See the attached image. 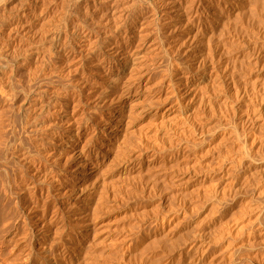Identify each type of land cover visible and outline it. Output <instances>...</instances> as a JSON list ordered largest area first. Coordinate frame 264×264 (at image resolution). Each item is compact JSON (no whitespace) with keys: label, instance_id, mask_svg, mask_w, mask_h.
Returning <instances> with one entry per match:
<instances>
[{"label":"rangeland","instance_id":"obj_1","mask_svg":"<svg viewBox=\"0 0 264 264\" xmlns=\"http://www.w3.org/2000/svg\"><path fill=\"white\" fill-rule=\"evenodd\" d=\"M131 1L135 0H0V162L7 163V167L9 166L7 171L10 170L9 173L7 172L9 177L11 175L12 178H16L18 183L21 180L26 183L30 182V178L34 176L41 178L55 161H59L60 164L64 161L67 167L64 164L60 165L61 168L57 167L60 171L58 169L56 173L65 175L71 172L69 170L72 164L65 160H74L70 159V153L76 146L75 142L83 144L86 141L85 149L95 148L88 156L98 163L99 168L97 169L100 171L97 174L98 178L102 180L105 177L107 180H112L115 177L114 184L118 185L116 190L118 189L119 195L113 198L115 184L114 190L109 188L108 194L111 198L107 195V198L109 197L107 202L110 200L108 203L117 204L120 201L119 207L125 204L128 207L126 208V216H128L126 227H128L125 233V246L127 245L128 251L126 256L130 254L131 256L127 257L130 260L125 258L127 260L125 264H264V193L260 192L261 195L259 193L258 197V194L250 187L242 190L243 193L239 189H237L239 193L234 189L237 188L238 182H242L245 170L251 169L249 161L260 162L264 159V132L261 133L264 131L262 130L264 128V97H260L264 96V62H261L264 61V15H261L264 14V0H198V4L196 3L191 12L184 11L181 22L183 25L173 32L172 37L182 39L191 25L192 29L199 31V35L204 34L201 37L197 34L196 39L204 47L206 46L204 48L206 54L204 53L203 59L199 62L200 68H197V72L204 73L201 72L203 77L199 82L201 87L196 89V91L199 89L198 93L192 91L190 97H187L188 100L182 96L169 97L173 89L168 82L176 81L189 62L186 52H183L182 48L172 41L170 36H167L168 33H164L165 13L163 12L165 8L163 2L165 0H139L142 1L143 9L138 5L135 11H141L143 32L152 35L150 39L155 38V53L147 66L151 74L150 84L154 83L151 87L160 99L165 96L170 99L168 98L165 101L166 104L164 103L159 108L157 118L152 119L149 116L142 118L139 114H134L129 119L128 122L131 125L127 123L126 131L129 132L125 133L129 134V137L125 138L129 149L121 144L117 147V152H114L115 149L103 144L102 148H107L109 153L102 155L101 148L97 146L100 142L102 143L101 136L107 140L106 131L103 128L106 127L108 110L98 102V98L106 84L100 82L98 77L92 78V86L98 89L94 90L92 98H98L97 103L94 102L95 104L91 105L90 102L89 104V96L84 92L88 86L82 85L78 80L82 78V70L77 68L79 63L75 61V56L80 54L79 48L85 43L87 46L85 45L82 54L88 56L89 59H96L99 70L108 69L106 63H100L101 57L114 36V20L117 24L122 23L118 31L120 37L117 38L120 42L125 41L123 24L127 21L131 22L132 15L136 13L134 11L130 12L131 14L129 11L127 13L123 6ZM209 2L211 5L208 4ZM251 2L256 4H251ZM135 24L138 25V22ZM221 24L223 25L220 27ZM211 32L215 34V38L212 37ZM209 34L211 35L210 42L207 41ZM216 35H220V40ZM258 46L262 50H259ZM201 62L207 64L202 63L201 66ZM212 64L214 68L216 67L215 69ZM204 81L211 82L205 83ZM143 82H146V78ZM169 101L176 103L174 111L166 110ZM98 104L101 105L97 106ZM177 107L185 110L183 115L176 111ZM174 115H177V118ZM216 115L220 118L218 119ZM66 119H72V121L76 119L77 126L74 123L73 129L76 131H74V136L78 137L77 141L75 137H69L62 130L65 128L64 122L67 123ZM180 124L185 125L180 126ZM209 130L212 132L209 133ZM131 136H135V139ZM184 138L186 140H182ZM249 141L253 144L251 145ZM124 147L130 151L133 149L137 153L142 151L141 160H128L129 163L126 160V163L124 158L128 150L126 151ZM96 151H98L97 155H95ZM113 153H116V156ZM150 156L155 159L148 161ZM197 156L199 158L202 156V158L199 159ZM208 167H211L210 170ZM23 169L27 172L26 174ZM63 169L69 170L64 171ZM22 174L25 179L22 178ZM263 176L264 174L261 173V178L259 176L260 179L258 178L257 182L262 183ZM231 179L233 181H230V184H224L225 181ZM223 185L224 188H222ZM229 185H233L234 190L228 188ZM216 188L218 191L214 195L213 191ZM244 198L247 200L251 198L252 201L251 199L249 201L252 203L249 201L243 203ZM245 205L250 206L249 209L252 211L247 207L242 210ZM254 205L255 207L260 206L261 209L255 208ZM248 219L254 221L251 222ZM187 221H192L194 224L185 228L184 224ZM201 229H204L210 245L198 261L191 256L193 253L191 245L196 232ZM236 230L241 231L240 233L237 231L240 235ZM232 231L236 234L233 235ZM236 235L237 237H234ZM9 257V242L0 234V264H14L10 262Z\"/></svg>","mask_w":264,"mask_h":264},{"label":"bare ground","instance_id":"obj_2","mask_svg":"<svg viewBox=\"0 0 264 264\" xmlns=\"http://www.w3.org/2000/svg\"><path fill=\"white\" fill-rule=\"evenodd\" d=\"M198 0H165L163 2V6L165 8V17H164V33L167 36H170L172 41H175L178 46H180L183 52H186L188 55L187 61L189 64L184 68L180 74L181 76L176 78L174 82H168V85L172 86L173 93L169 96H182L187 99L189 95H191L192 91H196V89L201 85H199L200 80H202V73L197 72V68H200V60L203 59L204 55V47L202 43H200L196 38L197 30L192 29L191 25L188 27L186 34L182 39L172 37L173 32L176 29L182 27V21L184 16V11L189 10L191 12L192 8L196 5ZM243 3V2H242ZM198 4V3H197ZM210 4V2L208 3ZM251 4H254L251 2ZM250 4V5H251ZM256 4V3H255ZM254 4V5H255ZM259 4V3H258ZM140 5L139 8L143 9L142 1H131V3L125 4L123 9L125 11H129V13H136L132 15L131 22L127 21L123 24L125 28V37L123 42H120L117 37H120V22L116 23L114 20V36L111 38V42L107 45L106 52L101 57L100 63H106L108 65V69L99 70L97 66L98 61L96 59H89L88 56L82 54L85 50V43L81 44L79 48L78 56H75V61L79 66L77 68H81V77L78 78L79 82L82 85H87V90L85 88L84 92L89 96V104L96 102L98 98H92L94 93V87L92 86V78L98 77L99 81L106 84V87L102 88L100 91V96L98 98V102L102 103L105 107L104 109L108 110L107 115V123L106 127L103 128L106 131L105 135H107V140L100 137V144H98L97 148H101L102 155L108 154L107 148H102L103 144L109 146V148L115 149L114 152H117V147L121 144L123 146L126 145L125 138L129 137V134H125L127 123L131 125L129 119L134 116V114H139L140 117H150L152 119L157 118V112L159 108L168 100L169 97L165 96L160 99L158 95H155L153 91L154 89L151 87L153 84H150L151 74L148 69V64L150 59L153 57L155 53V38L150 39L152 35H148V33L143 32V17L141 15V11H135V7ZM211 5V4H210ZM249 5V6H250ZM142 6V7H141ZM247 6V8L249 7ZM253 6V5H251ZM217 7V6H216ZM229 7V6H228ZM208 8V7H207ZM214 8V7H213ZM254 8V7H253ZM262 8V7H261ZM212 9V8H211ZM219 9V8H218ZM258 9V8H257ZM259 6V11H260ZM218 11V10H217ZM240 11V10H239ZM238 11V12H239ZM256 11V10H255ZM237 12V13H238ZM241 12V11H240ZM250 12V11H249ZM130 13V14H131ZM220 13V12H219ZM255 13V12H254ZM251 15V14H250ZM257 15V14H256ZM255 15V16H256ZM264 15V14H261ZM163 16V14H162ZM217 16V15H216ZM248 17V16H247ZM222 18V17H221ZM245 18V17H244ZM251 18V17H250ZM257 18V17H256ZM116 19V18H115ZM118 20V19H117ZM262 20V19H261ZM138 22V25L135 24ZM223 22V21H222ZM251 22V21H250ZM201 23V22H200ZM257 23V22H256ZM255 24V23H254ZM215 25V24H214ZM223 24L220 25V27ZM205 28V27H204ZM185 30V29H184ZM209 31V30H208ZM207 31V32H208ZM212 31V30H211ZM222 31V30H221ZM264 31V30H263ZM206 32V33H207ZM203 33V32H202ZM213 35V32H211ZM221 33V32H220ZM201 34V33H200ZM199 35V34H198ZM202 35V34H201ZM201 35H199L201 37ZM204 35V34H203ZM202 35V36H203ZM211 35L209 34L207 37V41L211 39ZM215 35V34H214ZM214 35L212 37H214ZM217 36V35H216ZM218 35V40L219 39ZM206 37V36H205ZM123 38V37H122ZM215 38V37H214ZM213 38V39H214ZM84 40V39H83ZM201 40V39H200ZM215 40V39H214ZM222 40V39H221ZM206 41V42H207ZM205 42V41H204ZM210 42V41H209ZM228 42V41H227ZM214 43V42H213ZM216 43V42H215ZM222 43V42H221ZM225 43V42H224ZM259 43V42H258ZM206 44V43H205ZM208 44V43H207ZM218 44V41H217ZM216 45V44H215ZM219 45V44H218ZM241 45V44H240ZM257 45V44H256ZM255 45V46H256ZM263 45V44H262ZM87 46V45H86ZM209 46V44H208ZM237 46V45H236ZM243 46V45H242ZM254 46V48H255ZM211 47V45L209 46ZM208 47V48H209ZM219 47V46H217ZM223 47V46H222ZM221 47V48H222ZM245 47V46H244ZM250 47V46H249ZM259 47V46H258ZM264 47V45H263ZM262 47V48H263ZM186 48V49H185ZM212 48V47H211ZM210 48V49H211ZM228 48V47H227ZM240 48V47H239ZM251 49V48H250ZM261 48L259 47V50ZM207 50V49H206ZM212 50V49H211ZM210 50V51H211ZM224 50V49H223ZM229 50V49H226ZM239 50V49H238ZM262 50V49H261ZM264 50V48H263ZM225 51V50H224ZM223 51V52H224ZM251 51V50H250ZM209 52V49H208ZM222 52V51H221ZM211 53V52H210ZM216 53V52H215ZM218 53V52H217ZM206 54V53H205ZM208 54V53H207ZM221 54V53H220ZM226 54V53H225ZM224 54V55H225ZM243 54V53H242ZM246 54V53H244ZM210 55V54H209ZM223 55V54H222ZM249 55V54H248ZM262 55V54H261ZM208 56V55H206ZM252 56V54H251ZM213 57V56H212ZM211 57V58H212ZM220 57V56H218ZM222 57V56H221ZM224 57V56H223ZM220 59V58H218ZM226 59V58H225ZM242 60V58H239ZM210 60V59H208ZM216 60V59H215ZM239 60V61H240ZM203 61V60H202ZM206 61V60H204ZM243 61V60H242ZM255 61V60H254ZM264 62V61H261ZM93 63V64H92ZM201 62V66H202ZM206 63V62H205ZM203 63V65L205 64ZM210 63V62H208ZM239 63V62H238ZM243 63V62H242ZM255 63V62H254ZM207 64V63H206ZM215 64V63H214ZM212 64V67L213 65ZM226 64V63H225ZM249 64V63H248ZM253 64V63H252ZM257 64V62H256ZM240 66V64H238ZM237 65V66H238ZM254 65V64H253ZM258 65V64H257ZM261 65V64H260ZM264 65V64H263ZM251 66V65H250ZM262 66V65H261ZM225 67V66H224ZM242 67V66H241ZM245 67V66H243ZM252 67V66H251ZM86 68V70L84 69ZM214 68V67H213ZM212 68V70H213ZM216 68V67H215ZM214 68V69H215ZM239 68V67H238ZM254 69V68H253ZM252 69V71H253ZM256 69V68H255ZM260 69V67H259ZM211 70V71H212ZM219 70V69H218ZM241 70V69H240ZM251 71V69H249ZM206 71V70H205ZM214 71V70H213ZM225 71V70H223ZM249 71V72H250ZM196 72V73H195ZM248 72V70H247ZM246 72V73H247ZM219 73V72H218ZM245 73V74H246ZM204 74V73H203ZM207 74V73H206ZM227 74V73H226ZM231 74V73H230ZM207 76V75H206ZM217 76V73H216ZM215 76V78H216ZM230 76V75H229ZM245 76V75H244ZM214 77V76H213ZM236 77V76H235ZM146 78V82H143V79ZM231 78V77H230ZM239 78V77H238ZM263 78V76H262ZM206 79V78H205ZM232 79V78H231ZM259 79V78H258ZM256 79V80H258ZM261 79V78H260ZM259 79V80H260ZM208 80V79H207ZM237 80V78H236ZM255 80V81H256ZM258 80V81H259ZM232 81V80H231ZM238 81V80H237ZM205 82V81H204ZM211 82V81H206ZM205 82V83H206ZM234 82V81H233ZM252 82H254L252 80ZM257 82V81H256ZM79 83V84H80ZM224 83V82H223ZM69 84V83H68ZM222 84V83H221ZM76 85V84H75ZM213 85V84H212ZM215 85V84H214ZM224 85V84H223ZM232 85V83H231ZM237 85V84H236ZM242 85V84H241ZM244 85V84H243ZM263 85V83H262ZM261 85V86H262ZM71 86V85H70ZM78 86V85H77ZM251 86V85H250ZM253 86V85H252ZM76 87V86H75ZM85 87V86H84ZM154 87V86H153ZM227 87V86H226ZM229 87V86H228ZM234 87V86H233ZM242 87V86H241ZM240 87V88H241ZM245 87V85H244ZM263 87V86H262ZM71 88V87H70ZM207 88V87H206ZM210 88V87H209ZM230 88V87H229ZM249 88V87H248ZM74 89V88H73ZM101 89V88H100ZM221 89V88H220ZM239 89V88H238ZM245 89V88H244ZM247 89V88H246ZM98 90V89H97ZM96 90V91H97ZM207 90V89H206ZM222 90V89H221ZM248 90V89H247ZM263 91V88L261 89ZM95 91V92H96ZM201 91V90H200ZM213 91V88H212ZM211 91V92H212ZM216 91V90H215ZM223 91V90H222ZM238 90H236L237 92ZM259 91V89H258ZM197 93L199 92L196 91ZM234 92V93H236ZM245 92V91H244ZM249 92V91H248ZM252 92V91H251ZM210 93V92H209ZM223 93V92H222ZM255 93V92H254ZM253 93V94H254ZM80 94V93H79ZM84 94V95H86ZM97 94V92H96ZM194 94V93H193ZM192 94V95H193ZM196 94V93H195ZM207 94V93H206ZM214 94V93H213ZM237 94V93H236ZM245 94V93H244ZM264 94V93H263ZM212 95V93H211ZM255 95V94H254ZM258 95V94H257ZM262 95V93H261ZM204 97V95H201ZM235 96V95H234ZM241 96V94H240ZM259 96V95H258ZM95 97V96H94ZM190 97V96H189ZM242 97V96H241ZM264 97V96H260ZM196 98V97H195ZM224 98V97H223ZM229 98V97H228ZM234 98V97H233ZM252 98V97H250ZM261 98V99H262ZM87 99V98H86ZM85 99V101H87ZM170 99V98H169ZM181 99V98H180ZM198 99V98H197ZM238 99V98H237ZM247 99V98H246ZM255 99V98H254ZM188 100V99H187ZM206 100V99H205ZM251 100V99H250ZM260 100V99H259ZM68 101V100H67ZM83 101V100H82ZM84 103L86 104V102ZM208 101V100H207ZM214 101V100H213ZM236 101V100H235ZM81 102V101H80ZM256 102V100H255ZM97 103V102H96ZM185 103V102H184ZM195 103V102H194ZM199 103V101H198ZM201 103V102H200ZM203 103V102H202ZM211 103V102H210ZM213 103V102H212ZM218 103V102H217ZM224 103V102H223ZM222 103V104H223ZM231 103V102H230ZM251 103V102H250ZM95 104V103H94ZM166 104V103H165ZM176 103L168 102L166 106V110L174 111ZM214 104V103H213ZM233 104V103H232ZM248 104V102H247ZM254 104V103H253ZM98 104L97 106H100ZM178 105V103H177ZM205 105V104H204ZM211 105V104H210ZM216 105V103H215ZM225 105V104H224ZM228 105V104H227ZM226 105V106H227ZM259 105V104H258ZM257 105V106H258ZM184 106V105H183ZM193 106V105H192ZM223 106V105H222ZM240 106V105H238ZM195 107V106H194ZM198 107V106H197ZM196 107V108H197ZM218 107V106H217ZM225 107V106H223ZM231 107V106H230ZM256 107V106H255ZM259 107V106H258ZM98 108V107H97ZM101 108V107H100ZM193 108V107H192ZM203 108V107H201ZM213 108V107H212ZM221 108V106H220ZM217 108V109H220ZM228 108V107H227ZM246 109V107H244ZM261 108V107H260ZM173 109V110H172ZM209 109V108H208ZM222 109V108H221ZM229 109V108H228ZM251 109V108H250ZM254 109V108H253ZM73 110V109H72ZM199 110V109H198ZM201 110V109H200ZM227 110V109H226ZM244 110V109H243ZM257 110V108H256ZM59 111V110H58ZM168 111V112H169ZM176 111L180 114L184 113L185 110L176 108ZM195 111V110H194ZM207 111V110H206ZM213 111V110H212ZM225 111V110H224ZM230 111V110H229ZM254 111V110H252ZM209 112V111H208ZM232 112V111H231ZM246 112V111H245ZM189 113V112H188ZM187 113V114H188ZM217 113V112H216ZM242 113V112H241ZM244 113V112H243ZM249 113V112H248ZM262 113V112H261ZM179 114V116H180ZM193 116V113H191ZM203 114V113H202ZM209 114V113H208ZM214 114V112H213ZM232 114V113H231ZM254 114V113H253ZM183 115V114H182ZM181 115V116H182ZM219 115V113H218ZM230 115V114H229ZM248 115V114H247ZM80 116V115H79ZM138 116V115H137ZM175 116V115H174ZM177 116V115H176ZM175 116V117H176ZM186 116V115H185ZM195 116V115H194ZM198 116V115H197ZM204 116V115H203ZM217 116V115H216ZM226 116V115H225ZM252 116V115H251ZM258 116V115H257ZM136 117V115H135ZM171 117V116H170ZM210 117V116H209ZM218 117V116H217ZM227 117V116H226ZM232 117V116H230ZM260 117V116H259ZM70 118V117H69ZM177 118V117H176ZM176 118L174 120H176ZM195 118V117H194ZM220 117H218L219 119ZM263 118V117H262ZM134 119V118H132ZM189 119V118H188ZM232 119V118H231ZM250 119V118H249ZM67 123L64 122L65 128L64 130L69 137L74 138V133L76 132L73 129V125L76 121L72 119H66ZM178 120V119H177ZM192 120V119H191ZM210 120V119H209ZM237 120V119H236ZM234 120V121H236ZM95 121V120H94ZM131 121V120H130ZM189 121V120H188ZM248 121V120H247ZM175 122V121H174ZM180 122V121H179ZM240 122V121H239ZM244 122V121H243ZM252 122V121H251ZM263 122V121H261ZM193 123V122H192ZM229 123V122H228ZM158 124V123H156ZM212 124V123H211ZM215 124V123H214ZM213 124V125H214ZM222 124V123H221ZM227 124V122H226ZM243 124V123H242ZM246 124V123H245ZM264 124V123H263ZM76 125V123H75ZM99 125V124H98ZM173 125V124H172ZM185 124H180V126ZM194 125V124H193ZM219 125V124H218ZM232 125V124H231ZM241 125V124H240ZM77 126V125H76ZM176 126V125H175ZM174 126V127H175ZM203 126V125H202ZM201 126V127H202ZM229 126V125H228ZM235 126V125H234ZM259 126V125H258ZM99 127V126H98ZM189 127V126H188ZM197 127V126H194ZM206 127V126H204ZM203 127V128H204ZM216 127V126H215ZM214 127V128H215ZM233 128V126H231ZM252 126H250L251 128ZM76 128V127H75ZM79 128V127H78ZM179 128V127H178ZM182 128V127H181ZM184 128V127H183ZM202 128V129H203ZM212 128V126H211ZM217 129V128H216ZM243 129V128H242ZM249 129V128H248ZM258 129V128H257ZM264 128H262L263 130ZM200 130V129H199ZM234 130V129H233ZM75 131V132H74ZM131 131V130H130ZM183 131V129H182ZM188 131V130H187ZM197 131V130H196ZM211 130H209L210 133ZM239 131V130H238ZM260 131V130H259ZM133 132V131H132ZM131 132V133H132ZM135 132V130H134ZM189 132V131H188ZM212 132V131H211ZM214 132V131H213ZM219 132V131H218ZM227 132V131H226ZM232 132V131H231ZM241 132V131H240ZM239 132V133H240ZM243 132V131H242ZM262 131L261 133H263ZM130 133V134H131ZM185 133V132H184ZM190 133V132H189ZM194 133V132H193ZM203 133V131H202ZM228 133V132H227ZM230 133V132H229ZM182 134V132H181ZM188 134V133H186ZM199 135V132L197 133ZM201 134V132H200ZM208 134V133H207ZM241 134V133H240ZM243 134V133H242ZM250 134V133H248ZM260 134V132H259ZM264 134V133H263ZM77 135V134H76ZM136 135V133H135ZM237 135V134H236ZM234 135V136H236ZM254 135V134H253ZM257 135V134H255ZM254 135V136H255ZM89 136V135H88ZM133 136V134H132ZM131 136V137H132ZM184 136V135H183ZM192 136V135H190ZM200 136V135H199ZM203 136V135H202ZM221 136V135H220ZM227 136V135H226ZM233 136V137H234ZM241 136V135H240ZM123 137V138H122ZM185 137V136H184ZM209 137V136H208ZM222 137V136H221ZM228 137V136H227ZM237 137V136H236ZM260 137V136H259ZM76 138V137H75ZM78 138V137H77ZM77 138L75 141H77ZM135 139V136L132 137ZM195 138V137H194ZM223 138H225L223 136ZM202 139V138H201ZM253 139V137H252ZM250 139V140H252ZM262 139V138H261ZM260 139V140H261ZM87 140V139H86ZM182 140H186L185 138ZM188 140V139H187ZM200 140V139H199ZM225 140V139H224ZM237 140V138L235 139ZM239 140V138H238ZM241 140V139H240ZM259 140V139H258ZM255 140V141H258ZM259 140V141H260ZM176 141V140H175ZM181 141V140H180ZM198 141V140H197ZM196 141V142H197ZM244 141V139H243ZM74 143V141H71ZM90 142V141H89ZM87 142V143H89ZM93 142V140H92ZM105 142V143H103ZM128 142V141H127ZM133 142V141H132ZM147 141H145L146 143ZM178 142V141H177ZM188 142V141H187ZM193 142V141H192ZM191 142V143H192ZM195 142V141H194ZM226 142V141H225ZM235 142V141H234ZM233 142V143H234ZM250 142V141H249ZM70 143V141H69ZM68 143V144H69ZM79 143V142H78ZM75 142L74 148L72 149V153H70V159L74 160H65L72 164L71 170L63 169L71 171L69 174L59 175L60 168L63 164L59 163V161H53L52 167L48 169L41 178L34 176L32 179L31 176H27L30 178V182H22V180L18 183L17 179L12 178L11 175L9 177L7 171V163L0 162V234L4 237L5 240H8L10 246V262L14 264H125V261L128 255L126 256L127 245L125 240L126 233V208L125 205L111 204L107 202V199L110 197L108 194L109 188L110 190H114V181L115 177L111 180H107L104 176L102 180H100L97 176L99 174V170L97 169L98 163H96L95 159H91L89 153L94 151V149H85L86 141L84 142L86 145L78 144ZM128 143H131L130 141ZM127 143V144H128ZM173 143V142H172ZM179 143V142H178ZM177 143V144H178ZM198 143V142H197ZM195 143V144H197ZM207 143V142H206ZM218 143V142H217ZM239 143V141H238ZM241 143V142H240ZM246 143V142H245ZM251 143V142H250ZM262 143V142H261ZM71 144V143H70ZM132 144V143H131ZM130 144V145H131ZM176 144V142L174 143ZM215 144V142H214ZM219 144V143H218ZM223 144V142H222ZM232 144V143H231ZM249 144V143H248ZM253 142L251 143V145ZM263 144V143H262ZM133 145V144H132ZM193 145V144H192ZM204 145V144H203ZM213 145V144H212ZM244 145V144H243ZM85 146V147H84ZM107 146V147H108ZM148 146V145H147ZM176 146V145H175ZM188 146V145H187ZM214 146V145H213ZM245 146V145H244ZM248 146V145H247ZM246 146V147H247ZM255 146V145H254ZM253 146V147H254ZM88 147V146H87ZM124 149L127 151L129 149ZM151 147V146H150ZM155 147V146H154ZM153 147V148H154ZM197 147V146H196ZM224 147V145H223ZM226 147V145H225ZM229 147V146H228ZM236 147V146H235ZM259 147V146H258ZM62 148V147H61ZM121 148V147H120ZM152 148V149H153ZM202 148V147H201ZM215 148V147H213ZM237 148V147H236ZM240 148V147H239ZM130 149H132L130 147ZM143 149V148H142ZM220 149V148H219ZM226 149V148H225ZM246 149V148H243ZM110 150V149H109ZM147 150V149H146ZM223 149H221L222 151ZM232 150V149H231ZM237 150V149H236ZM256 150V149H255ZM261 150V149H260ZM263 150V149H262ZM120 151V150H119ZM141 151V150H140ZM144 151V149H143ZM157 151V150H156ZM190 151V150H188ZM207 151V150H206ZM210 151V150H208ZM212 151V150H211ZM217 151V150H216ZM238 151V150H237ZM240 151V149H239ZM244 151V150H243ZM248 151V150H247ZM251 151V150H250ZM122 152V151H120ZM120 152L118 154H120ZM139 152V151H138ZM213 152V151H212ZM220 152V151H219ZM98 151L95 152L97 155ZM124 153V152H122ZM121 153V154H122ZM141 153H137V151L128 150L125 161L130 160H139L141 158ZM232 153V152H231ZM241 153V152H240ZM243 153V152H242ZM248 153V152H247ZM252 153V152H251ZM257 153V152H256ZM259 153V152H258ZM116 154V153H115ZM114 153L113 155L116 156ZM117 154V156H119ZM202 154V153H201ZM214 154V153H213ZM218 154V153H217ZM224 154V153H222ZM230 154V152H229ZM253 154V153H252ZM89 155V156H88ZM123 155V154H122ZM121 155V156H122ZM153 155V154H152ZM158 154H156L157 156ZM200 155V154H199ZM203 155V154H202ZM207 155V154H206ZM220 155V154H219ZM218 155V156H219ZM226 155V154H225ZM260 155V154H259ZM264 155V153H263ZM262 155V156H263ZM106 156V155H105ZM108 156V155H107ZM110 156V155H109ZM193 156V155H192ZM217 156V155H216ZM229 156V155H228ZM233 156V155H231ZM255 156V155H254ZM257 156V155H256ZM198 157V156H197ZM236 157H238L236 155ZM240 157V156H239ZM244 157V156H243ZM251 157V154H250ZM253 157V155H252ZM264 157V156H263ZM262 157V158H263ZM111 158V157H110ZM186 158V157H185ZM199 158V157H198ZM202 156L199 158L201 159ZM224 158V155H223ZM231 158V157H230ZM242 158V157H241ZM254 158V157H253ZM257 158V157H256ZM259 158V157H258ZM261 158V159H262ZM103 159V158H102ZM155 159L150 156L148 161ZM180 159V158H179ZM219 159V157H218ZM228 159V157H227ZM250 159V158H249ZM260 159V160H261ZM110 160V159H109ZM112 160V158H111ZM118 160V159H117ZM141 160V159H140ZM234 160V159H233ZM240 160V159H238ZM17 161V160H16ZM100 161V160H99ZM126 161V163H127ZM198 161V160H197ZM200 161V160H199ZM237 161V160H236ZM246 161V160H245ZM113 162V161H112ZM116 162V161H115ZM220 162V161H218ZM239 162V161H238ZM250 162L249 170H245L243 173L242 182H238L237 188H234L233 185H229L230 189L244 190L248 187L252 189L255 193L258 194L261 192L264 193V181L257 182L259 176L261 178V173L264 174V159L260 162ZM248 162V163H249ZM49 163V161H48ZM47 163V164H48ZM51 163V162H50ZM49 163V165H51ZM66 163V162H65ZM117 163V162H116ZM121 164V162H119ZM129 163V161H128ZM136 163V162H135ZM134 163V164H135ZM235 163V161L233 162ZM240 163V162H239ZM237 163V164H239ZM247 163V162H246ZM10 164V163H9ZM16 164V163H15ZM107 164V163H106ZM119 164V165H120ZM125 164V163H124ZM230 164V163H229ZM228 164V165H229ZM11 165V164H10ZM13 165V164H12ZM45 165V164H44ZM66 166V164H64ZM110 165V164H109ZM234 165V164H233ZM244 165H246L244 163ZM249 165V164H248ZM21 166V165H20ZM26 166V165H25ZM48 166V165H47ZM102 166V165H101ZM217 166V164H216ZM232 166V165H231ZM7 167V168H6ZM16 167V166H15ZM18 167V166H17ZM60 167V168H57ZM67 167V166H66ZM228 167V166H227ZM235 167V166H234ZM233 167V169H234ZM238 167V166H237ZM247 167V166H246ZM22 168V167H21ZM20 168V169H21ZM26 168V167H25ZM30 168V167H29ZM32 168V167H31ZM65 168V167H63ZM99 168V167H98ZM115 168V167H114ZM209 168V167H208ZM211 168V167H210ZM209 168V170H210ZM213 168V167H212ZM215 168V167H214ZM220 168V167H219ZM236 168V167H235ZM249 168V167H248ZM56 173V170H58ZM101 169V168H100ZM104 169V168H103ZM106 169V168H105ZM217 169V168H216ZM240 169V168H239ZM22 170V169H21ZM24 170V169H23ZM38 170V169H37ZM98 170V172H97ZM208 170V171H209ZM25 171V170H24ZM23 171V172H24ZM35 171V170H34ZM33 171V172H34ZM128 171V170H127ZM225 171V170H224ZM8 172V173H7ZM16 172V171H15ZM21 172V173H23ZM37 172V171H36ZM105 172V171H104ZM244 172V171H243ZM12 173V172H11ZM27 172L25 171L24 174ZM224 173V172H222ZM228 173H230L228 171ZM39 174V173H38ZM64 174V173H62ZM104 174V173H103ZM226 174V172H225ZM36 175V174H35ZM207 175V174H206ZM229 175V174H228ZM231 175V174H230ZM236 175V174H235ZM14 176V175H13ZM18 176L19 173H18ZM26 176V175H25ZM106 176V175H105ZM117 177V176H116ZM123 177V176H122ZM222 177V176H221ZM264 177V176H263ZM21 179V177H19ZM18 178V180H19ZM23 178V174H22ZM36 178H38L36 180ZM112 178V177H111ZM119 178V177H117ZM121 178V177H120ZM126 178V177H125ZM236 178V176H235ZM238 178V176H237ZM259 178V179H260ZM25 179V178H23ZM27 179V178H26ZM226 179V178H225ZM241 179V178H240ZM111 180V181H110ZM127 180V179H126ZM125 180V181H126ZM212 180V179H211ZM216 180V179H215ZM239 180V179H238ZM236 180V181H238ZM231 180L225 181V185L230 184ZM241 181V180H240ZM120 182V181H119ZM112 193L117 197L119 194L116 190ZM121 186V185H120ZM122 187V186H121ZM120 187V189H121ZM219 188V186H218ZM218 188L213 192L216 195ZM224 188V185L222 186ZM226 188V186H225ZM226 188V189H228ZM228 189V190H230ZM233 189V190H234ZM128 190V189H127ZM126 190V191H127ZM221 191V190H220ZM240 191V192H241ZM112 192V191H111ZM125 192V191H124ZM233 192V191H232ZM242 191L241 193H243ZM253 192V193H254ZM235 193V192H234ZM239 193V192H238ZM260 193V195H261ZM122 194V193H121ZM128 194V193H127ZM219 194V193H218ZM217 194V195H218ZM246 194V193H244ZM256 194V195H257ZM107 195L109 196L107 198ZM125 195V193H124ZM128 196V195H127ZM231 196V195H229ZM121 197V196H120ZM119 197V199H120ZM216 197V196H215ZM250 197V196H249ZM111 198V197H110ZM125 198V197H124ZM128 198V197H127ZM126 198V200H127ZM118 199V200H119ZM232 199V198H231ZM243 203H247L248 200L244 198ZM259 199V198H258ZM262 199V198H261ZM116 200V199H115ZM116 200V201H118ZM125 202V200L121 199ZM121 201V202H122ZM252 201V199H251ZM115 202V201H114ZM123 202V204H124ZM127 202V201H126ZM113 203V202H112ZM249 203H252L249 201ZM122 204V203H121ZM117 205V206H116ZM240 205V204H239ZM247 205V204H246ZM242 206V210H245L247 206ZM237 206V205H236ZM253 206V205H252ZM251 206V208H252ZM255 207V205H254ZM238 208V207H236ZM248 209L250 206L247 207ZM246 208V209H247ZM261 209V207L257 205V207ZM254 208V209H255ZM237 210V209H236ZM252 211V209H249ZM255 211V210H254ZM262 211V210H260ZM258 211V213L260 212ZM239 212V210H238ZM243 212V211H242ZM240 212V213H242ZM247 212V210H246ZM245 212V213H246ZM129 213V212H128ZM249 213V211H248ZM236 214V213H235ZM244 214V213H243ZM233 215V214H232ZM239 215V214H237ZM236 216V215H235ZM259 216V215H258ZM111 217V218H109ZM241 217V216H238ZM243 217V215H242ZM245 217V216H244ZM108 218V219H107ZM130 218V217H129ZM161 219V218H160ZM159 219V220H160ZM243 219V218H242ZM255 219V218H254ZM249 220V219H248ZM249 221H254L253 219ZM260 221V220H259ZM159 223V222H158ZM194 224V223H193ZM192 221L185 222V228L187 226L193 225ZM250 224V223H249ZM238 225V224H237ZM237 225L236 229H237ZM242 225V224H241ZM255 225V224H254ZM212 226V225H211ZM245 226V225H243ZM242 226V227H243ZM231 229V228H230ZM239 229V225H238ZM243 229V228H242ZM129 231V230H128ZM223 231V230H222ZM221 231V232H222ZM229 231V230H228ZM238 230H236L237 232ZM243 231V230H242ZM207 232V231H206ZM230 232V231H229ZM233 232V231H232ZM231 232V233H232ZM239 232V231H238ZM237 232V233H238ZM241 232V231H240ZM239 232V233H240ZM172 233V232H171ZM238 233V234H239ZM233 235L234 232L232 233ZM237 234V235H238ZM247 234V233H246ZM204 229H201L196 232L194 239L192 240L191 251L192 258L197 259L198 261L203 257V255L207 252L209 248V240H207L205 236ZM234 236V237H237ZM240 235V234H239ZM129 237V236H128ZM233 237V238H234ZM120 238V239H119ZM156 238V237H155ZM230 238V237H229ZM131 239V238H130ZM210 239V238H209ZM232 239V238H231ZM157 240V239H156ZM236 240V239H235ZM262 240V239H261ZM260 240V241H261ZM154 241V240H153ZM212 241V240H211ZM217 241V240H215ZM227 241V240H226ZM233 241V240H232ZM241 241V240H240ZM254 241V240H253ZM257 241V240H256ZM259 241V242H260ZM264 241V240H263ZM214 242V240H213ZM247 242V241H246ZM255 242V241H254ZM253 242V243H254ZM128 243V242H127ZM257 243V242H256ZM261 243V242H260ZM212 244V243H211ZM238 244V243H237ZM240 244V243H239ZM249 244V243H247ZM227 244H225L226 246ZM245 245V244H243ZM237 246V245H236ZM246 246V245H245ZM253 246V245H252ZM250 247V246H249ZM255 247V246H254ZM238 248V247H237ZM221 249V248H220ZM223 249V248H222ZM225 249V248H224ZM236 250V249H234ZM105 251V253H104ZM221 251V250H220ZM224 252V251H223ZM222 252V253H223ZM220 253V252H219ZM230 253V251H229ZM228 253V254H229ZM235 253V251H234ZM231 255V254H230ZM229 255V256H230ZM238 255V254H237ZM225 256V255H224ZM252 256V255H251ZM221 257V256H220ZM240 257V256H239ZM245 257V256H244ZM258 257V256H257ZM126 258V259H125ZM184 258V257H182ZM222 258V257H221ZM190 259V258H188ZM226 259V258H225ZM251 259V258H250ZM253 259V257H252ZM186 260V258L184 259ZM224 260V259H223ZM243 260V259H242ZM228 261V260H227ZM253 262V261H252ZM129 263V261H128ZM230 263V262H229ZM258 263V262H257ZM264 263V262H263ZM232 264V263H231Z\"/></svg>","mask_w":264,"mask_h":264}]
</instances>
